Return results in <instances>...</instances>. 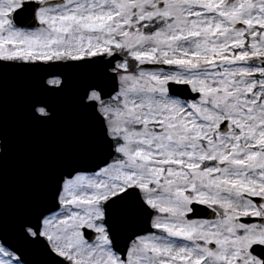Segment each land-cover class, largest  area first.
Returning <instances> with one entry per match:
<instances>
[{"label": "snow or ice", "instance_id": "snow-or-ice-1", "mask_svg": "<svg viewBox=\"0 0 264 264\" xmlns=\"http://www.w3.org/2000/svg\"><path fill=\"white\" fill-rule=\"evenodd\" d=\"M0 264H264V0H0Z\"/></svg>", "mask_w": 264, "mask_h": 264}, {"label": "water", "instance_id": "water-1", "mask_svg": "<svg viewBox=\"0 0 264 264\" xmlns=\"http://www.w3.org/2000/svg\"><path fill=\"white\" fill-rule=\"evenodd\" d=\"M10 110L13 107V102L9 101ZM65 111H68V106L65 105ZM62 134L61 129H50L41 132L30 134L29 141L23 145H17L14 141H10L8 148L9 159L7 161V173L10 195L22 178L28 165L52 145V143Z\"/></svg>", "mask_w": 264, "mask_h": 264}, {"label": "flooded vegetation", "instance_id": "flooded-vegetation-1", "mask_svg": "<svg viewBox=\"0 0 264 264\" xmlns=\"http://www.w3.org/2000/svg\"><path fill=\"white\" fill-rule=\"evenodd\" d=\"M9 159V158H8Z\"/></svg>", "mask_w": 264, "mask_h": 264}]
</instances>
